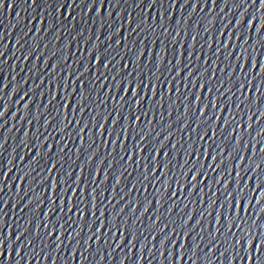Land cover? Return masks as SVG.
<instances>
[{
    "label": "snow or ice",
    "instance_id": "obj_1",
    "mask_svg": "<svg viewBox=\"0 0 264 264\" xmlns=\"http://www.w3.org/2000/svg\"><path fill=\"white\" fill-rule=\"evenodd\" d=\"M10 10L0 264H264V0Z\"/></svg>",
    "mask_w": 264,
    "mask_h": 264
},
{
    "label": "water",
    "instance_id": "obj_2",
    "mask_svg": "<svg viewBox=\"0 0 264 264\" xmlns=\"http://www.w3.org/2000/svg\"><path fill=\"white\" fill-rule=\"evenodd\" d=\"M23 15H24V13L21 12V18L22 19H23ZM17 20H18V18L16 17V10H13V11L10 10V11H7V12L0 13V31H3L6 27H8L10 29L11 28H14L17 25ZM15 35H16V33H13V43H14ZM5 42H7V41H5ZM11 47H12V45H9V48L10 49H11ZM30 64H31V61H29V65ZM21 75H23V74H21ZM17 127H19V126L17 125ZM15 131L16 130L13 131V135L15 134ZM6 147L8 148V151H11V147H12V140H11V138L9 139V144ZM9 195H12L13 198L15 196L14 193H11ZM221 250H223V246H221ZM217 255H219V253H217ZM240 264H244V262L241 261ZM249 264H250V262H249Z\"/></svg>",
    "mask_w": 264,
    "mask_h": 264
}]
</instances>
